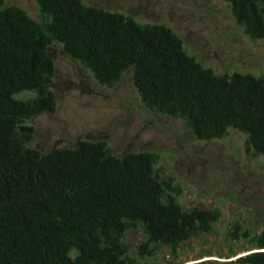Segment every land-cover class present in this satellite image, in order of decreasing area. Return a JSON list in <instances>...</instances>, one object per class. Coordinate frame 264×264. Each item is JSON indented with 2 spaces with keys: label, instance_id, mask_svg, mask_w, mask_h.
<instances>
[{
  "label": "trees",
  "instance_id": "trees-1",
  "mask_svg": "<svg viewBox=\"0 0 264 264\" xmlns=\"http://www.w3.org/2000/svg\"><path fill=\"white\" fill-rule=\"evenodd\" d=\"M33 1L38 20L0 0V264H185L178 250L222 215L183 208L157 152L117 156L104 140L47 152L25 144L34 133L26 122L56 109L48 47L60 44L103 87L129 73L148 110L182 120L200 141L236 130L254 156H264V77L215 73L163 24L82 0ZM222 1L245 36L264 39V0ZM129 230L142 235L135 256L124 242ZM226 235L246 254L190 264H264V228L236 219ZM163 250L170 261H148Z\"/></svg>",
  "mask_w": 264,
  "mask_h": 264
},
{
  "label": "rangeland",
  "instance_id": "rangeland-1",
  "mask_svg": "<svg viewBox=\"0 0 264 264\" xmlns=\"http://www.w3.org/2000/svg\"><path fill=\"white\" fill-rule=\"evenodd\" d=\"M82 1L131 15L140 23L171 28L182 39L187 53L215 73L264 77V39L245 36L222 0ZM4 2L23 8L38 20L33 0ZM48 52L55 68L50 90L55 95L56 109L26 122L34 133L25 144L47 152L72 147L79 139L104 140L117 156L129 151L157 152V166L164 175L174 176L180 187L178 201L183 208L216 207L222 215L209 234L198 235L181 247L177 260L185 264L230 261L246 254L226 235L236 219L255 231L264 228V156L252 154L246 137L230 130L222 139L196 140L182 120L145 108L129 73L115 86L103 87L88 70L66 56L60 44L50 45ZM124 242L129 254L135 256L142 235L129 230ZM148 261L167 262L170 255L163 250Z\"/></svg>",
  "mask_w": 264,
  "mask_h": 264
}]
</instances>
